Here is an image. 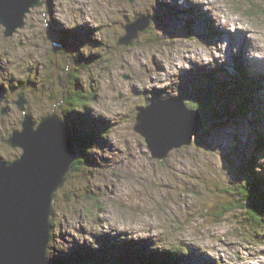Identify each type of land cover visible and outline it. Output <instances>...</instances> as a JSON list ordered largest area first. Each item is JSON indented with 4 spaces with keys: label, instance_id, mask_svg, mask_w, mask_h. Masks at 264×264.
Returning a JSON list of instances; mask_svg holds the SVG:
<instances>
[{
    "label": "rangeland",
    "instance_id": "374dc122",
    "mask_svg": "<svg viewBox=\"0 0 264 264\" xmlns=\"http://www.w3.org/2000/svg\"><path fill=\"white\" fill-rule=\"evenodd\" d=\"M45 1L48 10L45 5L33 9L25 19V27L12 37L4 38L0 33V83L14 79L10 84H15L18 78L8 71L13 64L8 57L21 47L27 49V61L31 63L22 60L16 67L23 73V80L32 81L27 113L34 122L56 113L73 134L84 128L78 126L81 122L86 129L92 127L102 135L96 136L85 163L67 174L64 185L54 195L55 226L50 247H62L68 239L72 243L66 252L81 242H96L99 246L103 239L115 247L114 251L128 241L150 248L153 243L154 249L178 246L187 254L181 264H247L245 253L249 258L264 253V224L258 229L249 226L243 212L232 204L234 185L244 182L254 172L258 157L264 156V149L258 152L255 148V138L264 132V122L256 121L254 112L217 125L207 122L192 146L173 150L164 161L152 159L143 138L133 130L138 109L160 99L161 94L185 101L203 94L207 99L222 101L230 87L226 83L235 77V59L248 64L249 79L255 78L253 70L264 71V60L247 57L242 40L214 28L191 0H156L155 7L138 5L141 10L134 17L149 15L152 23L148 32L141 33L128 47L118 46L116 41L134 17H109L110 23L102 20L92 28V41L86 27L69 31L74 41L60 40L62 27L55 20L44 24L43 14L47 12L51 17L54 11V0ZM18 33L24 39L13 45ZM223 41L228 42L224 61L219 62L214 55L205 62L204 50L214 48L220 52L217 44ZM82 43H90L87 52L78 49ZM233 47L237 52L233 53ZM177 61L190 68L184 70ZM72 71L79 90L90 97L87 111L76 109L70 113L60 103L69 79L67 72L70 75ZM59 76L62 84H57ZM176 79L179 83L175 85ZM104 81L124 101L114 105L119 111L109 120L91 114ZM257 91L264 95V82ZM20 117L9 116L2 129H8L10 135ZM13 153L0 140L1 156L12 159ZM117 193L121 207L129 213L127 219L144 225L146 237L121 239L136 231L131 226L125 233L99 236L90 227L104 220L96 215L104 211L103 199ZM53 253L58 256L65 251L53 249Z\"/></svg>",
    "mask_w": 264,
    "mask_h": 264
},
{
    "label": "water",
    "instance_id": "95a60500",
    "mask_svg": "<svg viewBox=\"0 0 264 264\" xmlns=\"http://www.w3.org/2000/svg\"><path fill=\"white\" fill-rule=\"evenodd\" d=\"M45 0H0V23L12 37L26 25V17ZM149 15H139L124 25L116 41L128 47L151 26ZM30 27H32L30 25ZM28 84L15 101L24 113L20 129L7 138V145L21 150L13 160L0 157V264H55L44 258L50 241L54 195L64 185L78 158L72 136L63 120L48 114L37 123L25 112ZM3 99L0 96V102ZM6 107L1 108L5 114ZM202 115L181 97L152 100L140 107L133 130L144 140L152 159L164 161L173 150L193 145L199 135Z\"/></svg>",
    "mask_w": 264,
    "mask_h": 264
},
{
    "label": "clouds",
    "instance_id": "9594fccd",
    "mask_svg": "<svg viewBox=\"0 0 264 264\" xmlns=\"http://www.w3.org/2000/svg\"><path fill=\"white\" fill-rule=\"evenodd\" d=\"M180 2L182 3L183 0H180ZM191 3L198 6L199 10L207 15L214 28L239 37L244 44L247 57L250 59L264 60V0H191ZM138 5L155 7L156 0H54V11L51 17L47 12L43 14L44 24L47 26L51 20H55L65 31H73L86 27L90 32L89 39L92 41L94 39L93 26L102 20L104 23H110L109 17L112 19L121 18L123 15L134 17L141 10ZM6 32H9L8 27L4 23H0V33L5 34ZM121 34L123 33L121 32ZM23 39L24 37L18 33L12 43L15 45L18 40ZM227 43V41L218 42L217 46L222 50L220 52H217L214 48L210 51L204 50L205 54L202 59L205 62H209L215 55L219 57V62H223ZM89 44L82 43L78 49L87 52V46ZM5 47H7V41L5 42ZM26 51L27 49L21 47L8 57L13 62L12 66L8 68V71L18 79H23V73L17 69L16 65L21 64L22 60L27 61ZM232 51L233 53L237 52V48L233 47ZM27 62L31 63V61ZM177 63L184 70L190 68L188 64L182 61H177ZM211 66L215 67V64ZM171 71L176 72L177 69L172 68ZM178 83L179 81L176 79L175 85ZM167 98L163 94L160 96L161 100ZM121 103H124V101L118 99L117 92L109 86L108 81H104L101 85L100 99L92 105L91 114L94 117L109 120L113 118L115 111H119L118 108H114V105ZM262 168H264V156L258 157L253 171L255 173H261ZM119 197L120 193H117L114 197H105L103 199L101 207L104 211L97 212L96 215L104 217V220L98 224L90 225L91 228L95 229L96 236L125 233L124 230L131 226L136 231L128 234L126 237L121 236V239L136 240L139 237H146L148 235L147 231L142 230L144 229V225L132 224L127 219L129 213L121 207ZM69 219L75 224L73 217L70 216ZM67 241L62 247H50L47 240V246L44 249V258L46 260L51 258L54 255L53 249L66 252L72 243L71 239ZM91 247L96 249L98 245L95 242L91 244ZM151 247L153 248V243ZM244 260L247 261V264H261V262H264V253H258L253 258H249L248 254L245 253Z\"/></svg>",
    "mask_w": 264,
    "mask_h": 264
},
{
    "label": "trees",
    "instance_id": "16d2710c",
    "mask_svg": "<svg viewBox=\"0 0 264 264\" xmlns=\"http://www.w3.org/2000/svg\"><path fill=\"white\" fill-rule=\"evenodd\" d=\"M145 32H148V29ZM61 39L66 41L75 40L74 36H70V32L65 30L60 34ZM234 63L235 77L232 81L226 83L230 87L226 88L222 101L218 98L207 99L203 94L192 101H186L189 107L198 109L201 112V129L207 122L217 125L226 120H238L246 116L248 111L254 112L256 121L262 120L264 122V95L259 94L257 91V88L262 86L264 82V71L256 73L253 70L255 78L249 79V75L246 73L248 64L244 63V60L242 63L239 62L238 58L234 60ZM68 72L69 79H67V86L65 84V88L60 95V103L70 113H74L76 109L87 111V103L90 101V97L79 90L78 79H76L74 72L72 71L70 75ZM49 76L51 77L50 73ZM19 82L23 85L26 83L23 79H19ZM55 86L57 85L55 84ZM51 88L52 86L49 89ZM78 126L84 128L80 129L79 132L76 131V134L72 133V129L69 131L78 154V158L73 164V171L78 170L79 163H85V156L95 146L96 136L102 137L101 132H96L92 127L86 129L81 122ZM199 135L195 137L194 143ZM255 144L258 152L264 149V132L256 136ZM248 177L244 182L234 185L236 187L232 189V193L235 199L232 204H234L236 210L243 212V219L249 226L258 229L264 224V168L257 175L254 172L249 173ZM235 189L236 191H234ZM51 224L52 233L55 226L52 218ZM113 249L115 247L105 239L96 249H93L91 244L79 243L74 249L58 256H52L49 260L55 264H181L187 255L178 246L154 249L144 246L140 242L132 241L120 243L115 251ZM112 252H115V254Z\"/></svg>",
    "mask_w": 264,
    "mask_h": 264
},
{
    "label": "flooded vegetation",
    "instance_id": "af4514ba",
    "mask_svg": "<svg viewBox=\"0 0 264 264\" xmlns=\"http://www.w3.org/2000/svg\"><path fill=\"white\" fill-rule=\"evenodd\" d=\"M54 76V75H52ZM14 81V79H12ZM11 79L8 80L7 82H1L0 83V96L3 99L2 102H0V140L2 141V143L7 147L10 148L14 153H13V158L12 159H5V160H13L15 158H17L20 155L21 150L18 148H11L10 146L7 145L6 141L7 138L9 136V132L8 129H6L5 132L2 129V125L7 126L5 121L7 118H9V116L15 115V116H21L19 122H16V126L13 130L15 129H20L21 127V121L24 117V113L16 106L15 104V97H17V92L20 91L22 88H24L25 86H27L28 84L32 83L31 80L29 79H25L26 83L23 85L21 82H19V79L16 80L15 84H10V82L12 81ZM63 79L59 76L57 78V84L61 83L62 84ZM50 88V85H49ZM32 93V92H31ZM28 95L30 96V92H28ZM28 95L26 94L25 96V112L27 113V111L29 110V103H28ZM2 107H6V112L5 114H1V108ZM21 113H23V115H21ZM20 125V126H19ZM12 130V131H13ZM16 151V152H15ZM19 152V153H18ZM1 158H3L0 155Z\"/></svg>",
    "mask_w": 264,
    "mask_h": 264
}]
</instances>
